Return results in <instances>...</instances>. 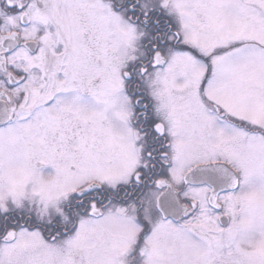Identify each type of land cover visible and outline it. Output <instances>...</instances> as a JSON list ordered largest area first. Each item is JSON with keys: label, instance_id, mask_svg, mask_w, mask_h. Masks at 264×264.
Masks as SVG:
<instances>
[{"label": "snow or ice", "instance_id": "6c2138e0", "mask_svg": "<svg viewBox=\"0 0 264 264\" xmlns=\"http://www.w3.org/2000/svg\"><path fill=\"white\" fill-rule=\"evenodd\" d=\"M0 264H264V0H0Z\"/></svg>", "mask_w": 264, "mask_h": 264}]
</instances>
